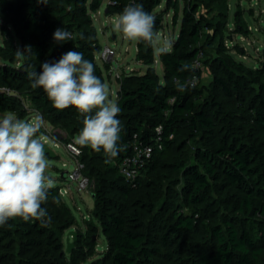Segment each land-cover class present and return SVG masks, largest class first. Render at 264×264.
Here are the masks:
<instances>
[{"label": "trees", "instance_id": "1", "mask_svg": "<svg viewBox=\"0 0 264 264\" xmlns=\"http://www.w3.org/2000/svg\"><path fill=\"white\" fill-rule=\"evenodd\" d=\"M162 2H108L109 14L142 4L155 17L156 32L172 9V23L180 29L168 52L160 53L162 76L154 48L137 42L136 57L147 69L123 71L119 78V155L106 162L103 150L77 145L93 184L86 230H77L68 253L64 234L75 217L54 185L42 205L50 219L16 218L0 226V264H264V48L255 67L232 53L245 51L226 44V32L248 37L252 31L241 9L229 29L230 0H182L181 9L180 0H166L157 10ZM101 5L102 0H0V113H34L60 130L51 134L54 140L74 141L83 117L74 107L54 108L43 89L32 88L28 72L76 50L105 83L92 17ZM57 28L74 38L58 43ZM25 46L31 53L18 58L16 51ZM199 53L202 67L195 65ZM41 133L48 134L44 127ZM159 137L163 148H155L135 181L123 177L122 158ZM101 232L107 248L98 252Z\"/></svg>", "mask_w": 264, "mask_h": 264}, {"label": "clouds", "instance_id": "2", "mask_svg": "<svg viewBox=\"0 0 264 264\" xmlns=\"http://www.w3.org/2000/svg\"><path fill=\"white\" fill-rule=\"evenodd\" d=\"M113 31L129 41L145 42L160 53L168 52L172 46L169 39H164L161 46L155 17L139 3L123 9L113 21ZM73 38L64 28H57L53 34L58 43ZM16 53L18 58L31 53V46ZM28 78L33 89H43L54 108L74 107L83 117L75 144L95 152L103 150L106 162L119 155L123 150L120 107L110 99L109 86L95 74V65L83 53L69 50L58 61L44 62L41 71L28 72ZM43 126L40 116L29 120L12 114L0 117V226L16 218L41 223L50 219L42 205L48 201L55 180L48 174L51 165L46 158ZM53 202L58 200L53 197Z\"/></svg>", "mask_w": 264, "mask_h": 264}, {"label": "rangeland", "instance_id": "3", "mask_svg": "<svg viewBox=\"0 0 264 264\" xmlns=\"http://www.w3.org/2000/svg\"><path fill=\"white\" fill-rule=\"evenodd\" d=\"M108 2L109 0H102V5L99 10L92 13L93 21L97 27L102 48L105 45H109L116 50V56L113 64L119 65L121 72L129 70H138L142 73L145 72L147 66L140 62L136 57L137 41H129L125 39L121 33L113 31V21L119 14L106 13L105 10ZM163 6L164 5L157 7V10L162 9ZM181 7L182 3L180 2V9ZM238 9L242 10L243 17L247 21L252 32L248 37L237 34L236 32H226L227 36L225 42L230 46H233L236 43L240 44L243 47L245 54H240L235 49L232 50V53L238 59L244 61L247 65L255 67L259 65V58L262 55L264 48V0H230L228 22L230 30L235 28L234 15ZM172 15L173 10L171 9L164 16L165 27L158 32L162 38L161 46L164 39H169L172 42L179 32L180 26H174L172 23ZM2 41L3 34L0 30V43ZM100 52L101 51L97 53V62L101 65L105 75V83L109 86L110 99L116 101L119 80L114 75L108 74V68L106 67L103 59L100 57ZM154 66L158 74L162 76L163 64L160 59V52L156 50ZM205 73V80L209 81L211 78L209 70L205 69ZM6 114H12L19 118L15 113L10 111L1 112L0 117ZM34 117V113H31L30 115L19 119L29 120ZM43 127L48 133L46 136V143L49 144L57 153L56 157H51L49 155L46 156L51 165L48 169V174L54 178L55 185L63 188L61 196L71 207L75 217V224L70 229H67L64 234V242L66 245L67 237H69L70 241L73 240L71 231H85L87 228V222L91 219V209L94 206V198L92 196L93 184L90 182L88 188H81L79 182L70 178L71 171H73L75 167V157L68 151L64 144H61L52 138L51 134L60 130L52 127L46 121H44ZM96 239V251L101 252L107 248V239L102 232L96 236ZM88 261L89 260L82 262L81 264H86Z\"/></svg>", "mask_w": 264, "mask_h": 264}, {"label": "built area", "instance_id": "4", "mask_svg": "<svg viewBox=\"0 0 264 264\" xmlns=\"http://www.w3.org/2000/svg\"><path fill=\"white\" fill-rule=\"evenodd\" d=\"M116 56V50L109 46L105 45L100 52V57L103 59L105 63L109 64L108 68V74L114 75L118 80L121 77V70L119 69V65L113 64V61ZM202 58L203 54L199 53L196 60L195 65L197 67H202ZM196 81V77H194L193 82ZM170 102H173L174 99H169ZM159 130H161V127H158ZM45 137L48 134H43ZM136 136V135H135ZM65 147L68 149V151L75 157V167L73 171H71L70 178L74 181L79 182V185L81 188H88L90 185V179L86 175L83 174V164L78 159V155L81 153V149L75 144L74 141L68 142L65 144ZM155 148L162 149L163 143L161 141V138L159 137L156 141L155 145H135L134 150L129 155L122 158V160L119 163L118 171L119 173L127 178L130 181H135V179L140 175L141 170L146 165L147 158L153 153ZM60 193H63V188L60 187Z\"/></svg>", "mask_w": 264, "mask_h": 264}, {"label": "water", "instance_id": "5", "mask_svg": "<svg viewBox=\"0 0 264 264\" xmlns=\"http://www.w3.org/2000/svg\"><path fill=\"white\" fill-rule=\"evenodd\" d=\"M105 11H106V13L109 12L108 6L106 7V10ZM47 155H49L51 157H56L57 156V153L55 152V150L49 144L46 143V156ZM92 196L94 197V194L93 193H92ZM71 233L73 235V240L70 241L69 237H67V239H66V245H67L66 246V251L68 253H70L72 251L73 247L75 246V241L77 239V231L72 230Z\"/></svg>", "mask_w": 264, "mask_h": 264}, {"label": "crops", "instance_id": "6", "mask_svg": "<svg viewBox=\"0 0 264 264\" xmlns=\"http://www.w3.org/2000/svg\"><path fill=\"white\" fill-rule=\"evenodd\" d=\"M165 1L166 0H163V2H162V5H165ZM180 2L182 3V0H180ZM111 83H113V82H111ZM119 88V87H118ZM117 97V96H116ZM116 102V101H115Z\"/></svg>", "mask_w": 264, "mask_h": 264}]
</instances>
